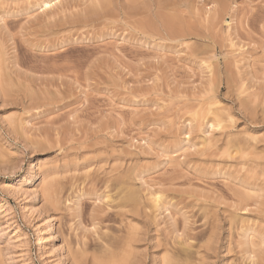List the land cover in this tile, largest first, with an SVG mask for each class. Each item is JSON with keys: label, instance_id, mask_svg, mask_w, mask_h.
Wrapping results in <instances>:
<instances>
[{"label": "rangeland", "instance_id": "rangeland-1", "mask_svg": "<svg viewBox=\"0 0 264 264\" xmlns=\"http://www.w3.org/2000/svg\"><path fill=\"white\" fill-rule=\"evenodd\" d=\"M159 1L167 12L156 9ZM213 1L144 0L148 17L120 14L79 28L70 23L93 0H0L5 264H69L70 242L85 250L84 264L98 263L109 246L117 264L122 255L123 264L156 257L164 264L166 255L181 263L188 253L184 260L194 264H252L255 242L264 251V0H219L228 6L220 27ZM159 15L177 16L173 23L184 24L187 36H172ZM33 162L40 163L39 199H25L17 186ZM118 179L139 195L137 214L123 210L127 192L121 195ZM50 183L53 205L45 197ZM150 194L162 196L160 210L151 209ZM237 195L249 198L247 210L238 209ZM50 215L56 239L46 227ZM131 222L140 231L129 247Z\"/></svg>", "mask_w": 264, "mask_h": 264}, {"label": "bare ground", "instance_id": "bare-ground-1", "mask_svg": "<svg viewBox=\"0 0 264 264\" xmlns=\"http://www.w3.org/2000/svg\"><path fill=\"white\" fill-rule=\"evenodd\" d=\"M114 1V0H113ZM113 1H111V0H93V5L91 6V7H89L88 8V10L86 11L85 10V12L86 13H84L85 15H84V17H82L81 19L79 18L78 20L77 19H74V20H76L75 22H72V23H70V24H72L71 26H74V27H79V28H83V27H87V26H94V24L95 25H97L96 23H100V21H104V20H106V19H108V18H111L112 19V17H113V19H115V17H118V16H120V14H123V16H124V14H126V16H129L130 18L131 17H134V18H137V17H140V16H145V17H148L147 15H148V13H150V11L152 10H150V6H148V4H146V2H144V0L142 1V0H124L125 1V4H121V1H120V4H121V6H118V4H116L117 2H113ZM91 3V2H90ZM112 3H114V4H116V6H118V7H114L113 6V4ZM213 3L214 4H217L218 5V7L219 8H217L218 9V12H219V14L218 15H220L221 13H223V15H224V13H226L228 10H226L227 9V7L222 3V2H220L219 0H214L213 1ZM119 4V5H120ZM166 4V5H165ZM169 4V3H168ZM91 5V4H90ZM89 6V5H88ZM168 7H170V5L168 6L167 5V3H163V2H157L156 3V9L158 10V11H161V12H163L162 10H164V11H168V10H165L166 8H168ZM216 8V7H215ZM194 9L195 8H193V11H194ZM217 9H215L216 11V13H217ZM183 10V9H182ZM84 11V10H83ZM82 11V12H83ZM192 11V12H193ZM160 12V13H161ZM170 12V11H169ZM180 12H182V11H180ZM190 12V11H189ZM209 12V11H208ZM159 13V14H160ZM216 13H214V15L216 14ZM168 14H171V12L170 13H168ZM179 14V13H178ZM197 14V12H195V15ZM200 14V13H199ZM213 14V13H212ZM212 14H209V15H212ZM150 15H151V13H150ZM149 15V16H150ZM161 15V14H160ZM160 15H159V18H161L160 17ZM205 15V14H204ZM204 15H203V17H204ZM214 15H213V17H214ZM169 17H165V16H163V19H161L162 21H166V30H168V32L170 33V34H172V36H176V37H178V38H181V39H183V37H186L187 35H186V31L184 30V29H187L186 27L184 28L183 26H184V24H182V23H179L180 25H181V27H178V25L176 26L173 22H176V21H174L175 19H176V17L174 18L173 16L172 17H170V15H168ZM184 16V15H183ZM200 16V15H199ZM198 16V17H199ZM194 17H196V16H194ZM205 17H206V15H205ZM218 18V20H217V18ZM226 17V16H225ZM224 17V18H225ZM158 18V17H157ZM187 18V17H186ZM210 18V17H209ZM223 18V19H224ZM182 19V18H181ZM185 19V18H184ZM195 19V18H194ZM214 19L217 21L216 22V24L218 25V22H220L221 20L220 19H222V17H221V15L220 16H215L214 17ZM214 19H209V22H210V26H212L211 28H213V27H215L214 29H216V24L214 25ZM223 19H222V22H224L223 21ZM229 19H230V17H229ZM157 20H159V19H157ZM191 20V19H190ZM220 20V21H219ZM141 21H142V19H141ZM145 21V20H144ZM161 21V22H162ZM200 21H202V20H200ZM205 21H206V19H205ZM208 21V20H207ZM189 22V21H188ZM204 22V21H203ZM177 23V22H176ZM192 23V22H191ZM200 23V22H199ZM202 23V22H201ZM206 23V22H205ZM205 23H203L204 25H205ZM221 23V22H220ZM224 24V23H223ZM99 25V24H98ZM146 26H150L151 27V21H148L146 24H145ZM191 24L189 23V25L187 26V27H189ZM195 25V24H194ZM222 25V24H221ZM219 27H220V24L218 25ZM218 26H217V28H218ZM89 28V27H88ZM94 28V27H93ZM193 28V27H192ZM210 27H209V29H211ZM191 29V28H190ZM196 29V28H195ZM194 30V29H193ZM206 30V29H205ZM187 31H189V29L187 30ZM190 31H192V29L190 30ZM212 31V30H211ZM211 31L209 32L210 34H211ZM217 30H215V32H216ZM213 32V31H212ZM189 33V32H188ZM169 34V35H170ZM189 34H192L191 32L189 33ZM188 34V36H192V35H189ZM198 34V33H197ZM196 34V35H197ZM214 34V33H213ZM171 36V35H170ZM214 37V36H213ZM1 49V48H0ZM1 53V52H0ZM71 64V63H70ZM72 65V64H71ZM72 67V66H71ZM5 79V78H4ZM1 81H3V80H1ZM8 82V81H7ZM7 84V83H6ZM5 85V84H4ZM6 86V85H5ZM3 89V88H2ZM5 92H6V90H5ZM9 94H11V93H9ZM8 96H10V95H8ZM3 98V97H2ZM5 98V97H4ZM10 98V97H9ZM13 98V97H12ZM218 114H220V113H218ZM216 117V116H215ZM222 117V116H221ZM224 117V116H223ZM219 118V124H223V123H221L223 120H221L220 119V117H218ZM218 118H217V120H218ZM216 120V119H215ZM215 120H213V121H215ZM221 120V121H220ZM224 122V121H223ZM216 124H218V123H216ZM215 124V125H216ZM213 125V124H212ZM214 125V126H215ZM219 126V125H218ZM217 126V127H218ZM220 128L222 127V129H223V127L224 126H219ZM218 127V128H219ZM231 127H232V125H231ZM226 128V127H225ZM228 128H230V127H227L226 129H228ZM221 129V130H222ZM233 129V128H232ZM224 130V129H223ZM226 131V130H225ZM224 132V131H223ZM230 137L232 136V134L231 135H229ZM231 139V138H230ZM229 139V140H230ZM228 140V141H229ZM228 141H226V142H228ZM225 145H227V144H225ZM228 145H229V143H228ZM0 148H1V146H0ZM222 149V148H221ZM221 151V150H220ZM223 151V150H222ZM225 151V150H224ZM223 151V152H224ZM230 152V151H229ZM225 154H226V151L224 152ZM227 153H228V151H227ZM4 155H5V153H4ZM228 155V154H227ZM231 155H233L232 153H231ZM2 157H4V159H5V156H2ZM6 158H7V156H6ZM2 160H3V158H2ZM31 167L28 169L29 171V178L28 179H26L24 182H23V186H17V190H18V193H23V196H25V199H30V197L31 198H35V199H39L38 198V193L35 191V189H33L34 187H36V185L39 183V181H40V177H39V175H38V173H37V168L40 166V163H36V162H33V163H31ZM117 169V168H116ZM46 171H47V176H50V168L49 167H46V169H45ZM119 170V169H118ZM175 171V170H174ZM176 172V171H175ZM138 173V172H137ZM128 175L130 174V173H127ZM131 175V174H130ZM135 175H136V173H135ZM121 180H122V178H121ZM120 179H118V181H119V184L117 183V185L118 186H120L119 188H120V191H121V189L122 190H125L124 192H127V190L126 189H132V188H130V186H129V184L130 183H127L125 180H128V179H125V180H123V181H121ZM117 181V182H118ZM129 181H130V179H129ZM132 181V180H131ZM17 182H18V179H17ZM19 182L20 183H22V180H19ZM18 182V183H19ZM19 183V185H21ZM188 183H190L191 184V182H189L188 181ZM189 184V185H190ZM131 185V184H130ZM15 186V185H14ZM71 187V186H70ZM132 187V186H131ZM11 188V187H10ZM55 188L56 187H54V184L53 183H50V184H47V186H46V189H45V197H46V200L47 201H49V202H51L52 204L51 205H53V203H55ZM126 188V189H125ZM15 189H16V187H15ZM116 189H117V187H116ZM231 189V188H230ZM229 189V190H230ZM80 190V189H79ZM82 190V189H81ZM232 190V192L231 193H233L234 192V189H231ZM14 191V190H13ZM16 191V190H15ZM131 191H133V190H131ZM135 191V190H134ZM116 192H117V190H116ZM119 192V191H118ZM159 192V191H158ZM236 192V191H235ZM239 192V191H238ZM238 192H236L237 194H239ZM17 193V192H16ZM120 193V192H119ZM119 193H116V195L115 196H117ZM122 193V194H121ZM121 195H124L125 193H123V191H121ZM135 193V194H134ZM127 192V194L126 195H124V197L122 198V203L121 204H123L124 203V205H122V207H124L123 208V210L125 209V206H129L130 208H131V211L132 212H135V213H133L132 215H134V214H137L138 212V204H139V201H141V199H139L138 200V196L139 195H136V193L137 192ZM138 194H139V192H138ZM141 194V193H140ZM158 194V193H157ZM157 194H150L151 195V197H150V201H152V205L151 206H153L151 209H159L160 210V206H161V204H160V202H161V197H159V195H157ZM235 193H233L232 195H234ZM121 195H119L118 197L120 198V196ZM142 195V194H141ZM72 196V195H71ZM84 196V191L82 192V191H80L79 192V195H78V197H77V200H78V206H79V204H80V201H81V199H82V197ZM237 196H239V195H237ZM242 197V198H241ZM141 198V197H140ZM143 198V197H142ZM232 198H233V196H232ZM235 199V201L237 200V204H238V209H241V207L243 208H247L248 206H249V201H248V203H247V200H249V198L248 199H246V198H243V196H239V198L238 199H236V196L234 197ZM69 199H71V198H69ZM68 199V200H69ZM118 199V198H117ZM76 200V201H77ZM115 200V199H114ZM44 201V200H43ZM118 201V200H117ZM120 201V202H121ZM149 201V202H150ZM58 202V201H57ZM115 202H116V200H115ZM77 203V202H76ZM144 204V203H143ZM55 205V204H54ZM118 205H120L119 203H118ZM237 206V205H236ZM28 207V206H27ZM54 207V206H53ZM146 207V206H145ZM240 207V208H239ZM55 208H57V207H55ZM79 208H80V206H79ZM120 208V207H119ZM130 208H129V216L131 215V213H130ZM149 208V207H148ZM147 208V209H148ZM241 209V210H247V209ZM126 209H128V207H126ZM141 209V208H140ZM139 209V210H140ZM236 209V208H235ZM167 210V209H166ZM76 211V210H75ZM127 211V210H126ZM150 211V210H149ZM237 211V210H236ZM240 211V210H239ZM124 212V211H123ZM137 212V213H136ZM142 212V211H141ZM146 212V211H145ZM81 212L80 211H78V214H80ZM121 213V212H120ZM148 213V212H147ZM77 214V213H76ZM123 214V213H122ZM127 213H125V215H128ZM146 214V213H145ZM73 215H74V212H73ZM121 215V214H120ZM143 215V214H142ZM149 215V214H148ZM205 215H206V213H205ZM118 216V215H117ZM123 216V215H122ZM136 216V215H135ZM134 216V217H135ZM146 216H147V214H146ZM121 217V216H120ZM123 217H125V216H123ZM128 217V216H127ZM127 217H126V221H127ZM132 217V216H131ZM148 217V216H147ZM74 219V218H73ZM132 219H135V218H133L132 217ZM131 218H130V220H132ZM123 220H124V218H123ZM123 220H121V222H123ZM125 221V222H126ZM134 221H138V219H136V220H134ZM94 222H95V220H94ZM97 222V221H96ZM128 222H130V221H127V224H128ZM133 222V221H132ZM132 222H131V224L128 226L129 227V229L127 230V233H128V235L126 234V237L128 238L129 236V238H130V240L129 239H127V240H125V242H128L129 243V241H131V240H134V239H136V238H134V237H136L137 235H135V234H133L132 232L133 231H138L139 229H137L136 227H132ZM46 227H47V230H49V232H51L52 233V237L54 238V239H56L57 238V233L58 232H56V228H55V222H54V217L53 216H46ZM79 223V222H78ZM101 223V222H100ZM99 223V224H100ZM134 223V222H133ZM213 224L215 223V222H212ZM97 224H98V222H97ZM135 224V223H134ZM94 225H96V224H94ZM93 225V226H94ZM216 225V223L213 225V226H211V228L212 227H216L215 226ZM82 226V225H81ZM81 226H79V227H81ZM97 226V225H96ZM95 226V227H96ZM135 226H137V225H135ZM121 227V226H120ZM123 228H125V225L123 226ZM210 228V229H211ZM121 229V228H120ZM218 229V228H217ZM216 229V230H217ZM119 230V229H118ZM212 230H213V228H212ZM212 230H211V233L213 234V233H215L216 234V232H212ZM214 230H215V228H214ZM242 230V229H241ZM244 230H247V229H244ZM244 230H243V232H244ZM140 231V230H139ZM122 232V231H121ZM210 232V231H209ZM246 232V231H245ZM249 232H251L249 229L247 230V235H249ZM37 233H38V247H39V251H43L44 249H45V247H44V240H45V237H44V233H43V231L42 230H40V229H37ZM118 233H119V231H118ZM138 233V232H137ZM122 234V233H121ZM131 234V235H130ZM139 234V233H138ZM210 234V233H209ZM134 235V236H133ZM211 235V234H210ZM209 235V236H210ZM214 235V234H213ZM261 235V234H260ZM118 236V235H117ZM121 237H123L122 235H120ZM124 236H125V234H124ZM133 236V237H132ZM142 236V235H141ZM244 236H245V238H246V240L248 239V237H246V235L244 234ZM263 236V235H262ZM126 237H125V239H126ZM138 237H139V235H138ZM137 237V238H138ZM214 237H215V235H214ZM249 237H251V242H252V235L251 236H249ZM118 238V237H117ZM133 238V239H132ZM262 238L263 237H261V240H262ZM68 238L66 237V240H67ZM110 239V238H109ZM123 239H124V237H123ZM206 239V238H205ZM212 239H213V237H212ZM212 239H211V237H208V241L209 240H211L212 241ZM66 240H64V241H66ZM112 240V239H111ZM116 240V239H115ZM115 240H113V244H115L114 242H115ZM120 240H121V238H120ZM245 240V239H244ZM63 241V242H64ZM107 241H109V240H107ZM137 241H138V239H137ZM137 241H135L136 243H137ZM263 241V240H262ZM106 242V241H105ZM125 242H124V244H125ZM185 242H187V241H185ZM69 243V242H68ZM83 243V242H82ZM109 243V242H108ZM118 243H121V242H119L118 241ZM123 243V242H122ZM127 243V244H128ZM135 243V244H136ZM182 243H184V242H182ZM187 243H189V241L187 242ZM211 243V242H210ZM253 244H254V242H252ZM263 243V242H262ZM70 244H72V242H70ZM70 244H67V247H68V251L66 252V257H67V259H65V261H67L69 264H84L85 263V250H84V252L82 251V249H80L77 245V248H75V244L74 245H70ZM85 244V243H84ZM133 245H134V243H132ZM186 244V243H185ZM255 244H256V246L258 245L259 246V244H257L256 242H255ZM264 244V243H263ZM262 244V245H263ZM69 245V246H68ZM79 245H80V242H79ZM86 245H88V244H86ZM106 245H108L107 243H106ZM105 245V246H106ZM110 245V244H109ZM111 245H112V243H111ZM116 245V244H115ZM130 245V246H129ZM133 245H132V247H133ZM182 245V244H181ZM209 245V244H208ZM72 246H74V247H72ZM89 246V245H88ZM127 246V245H126ZM128 246L129 247H131V243H129L128 244ZM190 246V245H189ZM189 246H186V248L187 247H189ZM255 246V245H254ZM255 246V247H256ZM254 247V250L251 252V256H253V263H254V261L256 260V261H260V264H261V262L263 263L264 262V251L261 249L260 250V248L259 247ZM104 247V246H103ZM119 247V246H118ZM181 247V246H180ZM83 249H84V247H82ZM107 248V247H106ZM105 248V249H106ZM110 248V249H109ZM122 248V247H121ZM125 249L126 248H128V247H124ZM182 249H184L185 248V246H184V248L183 247H181ZM185 248V249H186ZM257 248H259L258 250H260V251H262L263 253H261V255H260V252L259 251H257ZM262 248V247H261ZM77 249V250H76ZM108 249L109 250H111L112 248L109 246L108 247ZM130 249V248H129ZM188 249V248H187ZM255 249H256V251H255ZM87 251H88V249H86ZM103 250V249H102ZM109 250H107V252H105L104 254H102V255H100L96 260H97V262L98 263H96V264H117V263H114L115 262V260H117L118 259V257L117 256H114V252H113V254L111 253L110 254V252H109ZM113 250H115V249H113ZM190 250V249H189ZM192 250V249H191ZM98 252V251H97ZM96 252V253H97ZM100 252V251H99ZM109 252V253H108ZM119 252V251H118ZM126 252V251H125ZM184 252V251H183ZM244 252V251H243ZM248 253H249V251H247ZM123 253V252H122ZM181 254H182V251L180 252ZM187 253H188V251H187ZM246 253V252H245ZM248 253H246V254H248ZM2 254H3V250H2V248L0 247V264H5L4 263V259H3V256H2ZM94 254V253H93ZM118 254V253H117ZM163 254V253H162ZM169 254V253H168ZM190 254L191 253H188V255H186L187 257H189L190 256ZM99 255V254H98ZM95 256V255H94ZM167 256V257H166ZM165 257H164V260H163V262H164V264H190L191 263V261L193 260V258L191 259V261L189 262V261H187L188 260V258L186 257V256H183V259L182 260H184V258L186 257L187 258V260L185 259L183 262H182V260H181V263H179L180 261H178L177 259H175V258H173L174 256H172V257H168L169 255H166ZM249 256H250V253H249ZM117 257V258H116ZM125 256L124 255H122V261H121V263L123 262V263H125L124 262V260H123V258H124ZM194 257V256H193ZM114 258H115V260H114ZM120 258V259H121ZM126 258V257H125ZM190 258H191V256H190ZM190 258H189V260H190ZM252 258V257H251ZM128 259V258H127ZM112 260V261H111ZM118 261V260H117ZM201 261V260H200ZM255 261V262H256ZM252 262V261H251ZM120 263V264H121ZM122 263V264H123ZM128 263V262H127ZM126 263V264H127ZM192 263H193V261H192ZM196 263V262H195ZM252 263V264H253ZM154 264H163V263H161L160 262V260L158 259V257H156L155 258V260H154ZM194 264V263H193ZM255 264V263H254ZM256 264H257V262H256ZM259 264V263H258ZM264 264V263H263Z\"/></svg>", "mask_w": 264, "mask_h": 264}]
</instances>
